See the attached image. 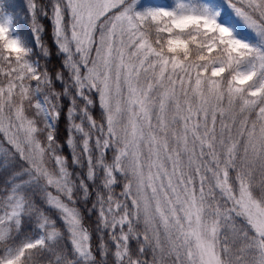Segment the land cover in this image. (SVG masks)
<instances>
[{"label": "snow or ice", "instance_id": "1", "mask_svg": "<svg viewBox=\"0 0 264 264\" xmlns=\"http://www.w3.org/2000/svg\"><path fill=\"white\" fill-rule=\"evenodd\" d=\"M26 12L0 0V264H264V0Z\"/></svg>", "mask_w": 264, "mask_h": 264}, {"label": "trees", "instance_id": "2", "mask_svg": "<svg viewBox=\"0 0 264 264\" xmlns=\"http://www.w3.org/2000/svg\"><path fill=\"white\" fill-rule=\"evenodd\" d=\"M17 0H6V3L9 4H13L12 7L15 10L16 14L22 19L23 21V31L24 34L28 35L29 39L31 40V35H30V29H29V25H30V21L27 17V12H26V3L22 2V3H16ZM41 23L44 25L45 27V35H44V41L46 44L49 45L50 48L55 47V45L52 44V37H51V27H50V23L47 20L42 19ZM56 49V47H55ZM59 66V59L58 58H54V60L52 62L49 61V67L55 68ZM66 121L62 118L60 125H59V133L61 138L63 139V137L66 136ZM94 221H95V217H92L90 223L93 224L94 226ZM98 237L96 236V234H93V243L95 244V241ZM133 248L136 247L135 241L132 242L131 245Z\"/></svg>", "mask_w": 264, "mask_h": 264}, {"label": "bare ground", "instance_id": "3", "mask_svg": "<svg viewBox=\"0 0 264 264\" xmlns=\"http://www.w3.org/2000/svg\"><path fill=\"white\" fill-rule=\"evenodd\" d=\"M10 1H12V0H10ZM25 1H27V0H17L16 3H22V2L24 3ZM11 5H13V4H11ZM22 27H24L23 24H22ZM29 29H30V25H29ZM50 49H51V51L53 53V55L51 57V60H50V62H52L54 60V58H57V56H56V49H55V47L50 48Z\"/></svg>", "mask_w": 264, "mask_h": 264}, {"label": "rangeland", "instance_id": "4", "mask_svg": "<svg viewBox=\"0 0 264 264\" xmlns=\"http://www.w3.org/2000/svg\"><path fill=\"white\" fill-rule=\"evenodd\" d=\"M149 2H151V3H159V2H161V0H149ZM25 3L27 4V1H25ZM65 152L67 153V149H65ZM256 180H257V182H259V180H260V175H259V173H257L256 174ZM117 191H119V189H117ZM96 243H98V238L96 239V241H95V244ZM135 248V247H134Z\"/></svg>", "mask_w": 264, "mask_h": 264}]
</instances>
